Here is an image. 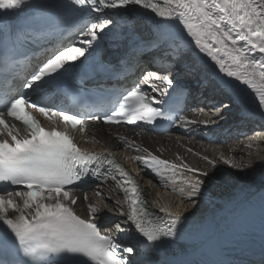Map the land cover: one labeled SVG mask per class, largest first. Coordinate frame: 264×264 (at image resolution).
<instances>
[{"label":"snow or ice","instance_id":"obj_1","mask_svg":"<svg viewBox=\"0 0 264 264\" xmlns=\"http://www.w3.org/2000/svg\"><path fill=\"white\" fill-rule=\"evenodd\" d=\"M25 8L35 9L53 30L68 14L78 17L73 34L81 46L45 49L42 60L21 66L16 57L25 54L16 50V39L11 46L9 41L16 30L13 21ZM130 8L154 17L153 23L159 21L147 36L137 33V47L146 49L141 55L157 70L141 72L119 90L98 85L95 96L107 97V102L86 103L93 93L83 87L85 82L108 72L95 53L114 25L111 13ZM38 39L29 35L27 42ZM193 50L213 64L219 79L203 73ZM54 85L82 98L76 111L44 104L34 95ZM241 85L252 93L264 117V0H0V264H156L134 258L182 239L192 210L211 198L218 185L249 178L264 188V148L253 152V137L240 142L246 158L229 154L231 148H211V156L208 148L196 153L187 148L199 163L179 153L174 160L162 158L159 149L154 152L119 137L139 153L133 159L144 171L178 193L175 200L160 203L149 199L151 193L113 152L80 147L73 135L85 132L90 123L109 128L175 125L187 131L203 126L211 131L240 100ZM193 91L204 97L203 106L187 103ZM257 137L264 140V133ZM222 166L230 171L225 174ZM89 180L103 204L90 199ZM106 211L121 218L111 228L98 220ZM126 232L135 234L127 244L118 240ZM261 233L264 264V215Z\"/></svg>","mask_w":264,"mask_h":264},{"label":"bare ground","instance_id":"obj_2","mask_svg":"<svg viewBox=\"0 0 264 264\" xmlns=\"http://www.w3.org/2000/svg\"><path fill=\"white\" fill-rule=\"evenodd\" d=\"M114 25L110 26L111 30H106L103 38L106 37L110 46V52H114L124 48L128 43L139 39L137 33H142L144 36L153 31V28L142 19L126 16L113 17ZM107 43V44H108ZM102 46H105L102 44ZM203 54H199L196 50L192 51V56L196 57L199 64L203 65V73L211 78L219 79L217 76V69L213 64L206 59H200ZM191 86L193 90L196 88L195 81H192ZM235 87V85H234ZM241 93V98L233 105L229 112L225 113V119L214 126L211 131L203 126L194 128L191 131L181 129L178 133L164 136L152 135L146 129L140 130L139 135L133 134L140 145L149 148L151 151H162V158L174 160L176 154L185 156L191 163H199V157L186 151L191 148L193 153L202 152L205 148L209 149L210 156L212 155L211 148H220L226 150L228 148L234 149L230 152L231 155L243 154L246 158L247 149L240 144L241 141H247L248 137H253L252 151L255 152L258 148H264V140L257 137V134L264 133V117H262L257 109V102L250 91L244 89L241 85L238 88ZM196 94V101L201 105L205 102L198 92ZM195 106V105H194ZM98 133L102 134L105 140V146L113 151H117L119 146L122 147L118 136L114 135L117 131L109 132L104 127L97 128ZM177 140L180 142L177 143ZM139 154L137 152H133ZM128 156L131 152L126 153ZM131 157V156H129ZM132 160V159H131ZM130 161V160H129ZM141 177L142 186L146 192H150L149 199H159L160 203H166L169 200H175L178 193L161 187L154 175L150 171H144L142 166ZM222 171L227 174L230 170L226 166H222ZM152 180V185L148 181ZM154 185V186H153ZM159 193V197H157ZM262 197H264V188L259 182L253 183L251 179L245 178L235 183H221L214 189V194L211 198H205L199 209L192 210L194 214L189 216V221L185 222V228H193L194 236L201 239L203 243L194 248H186L177 243H167L161 247L159 251L152 252L151 256L155 259L156 264H161L162 261H184L196 259L199 252H203L204 248L209 249L213 247L222 239L231 228L240 222L249 214H256L254 224L262 226V215H264V208H262ZM122 198V196L120 197ZM93 202L103 204L104 201L96 194L90 197ZM121 218L112 211L104 212L98 220L107 228L118 222ZM229 226L228 229L226 227ZM223 232L222 234H220ZM134 233H124L118 235L120 239H128ZM192 234V235H193ZM135 235V234H134ZM189 232L184 233V239L192 237ZM183 239V238H182ZM202 255V254H200Z\"/></svg>","mask_w":264,"mask_h":264},{"label":"rangeland","instance_id":"obj_3","mask_svg":"<svg viewBox=\"0 0 264 264\" xmlns=\"http://www.w3.org/2000/svg\"><path fill=\"white\" fill-rule=\"evenodd\" d=\"M201 106H203V104Z\"/></svg>","mask_w":264,"mask_h":264}]
</instances>
